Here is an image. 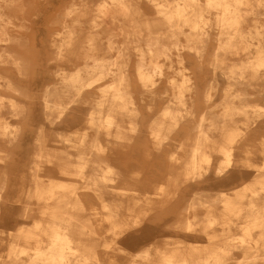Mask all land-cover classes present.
<instances>
[{
	"label": "bare ground",
	"instance_id": "1",
	"mask_svg": "<svg viewBox=\"0 0 264 264\" xmlns=\"http://www.w3.org/2000/svg\"><path fill=\"white\" fill-rule=\"evenodd\" d=\"M259 102L264 0H0V264H264Z\"/></svg>",
	"mask_w": 264,
	"mask_h": 264
},
{
	"label": "rangeland",
	"instance_id": "2",
	"mask_svg": "<svg viewBox=\"0 0 264 264\" xmlns=\"http://www.w3.org/2000/svg\"><path fill=\"white\" fill-rule=\"evenodd\" d=\"M102 36H103V35H102ZM117 40L120 41V40H121V37H118ZM218 100H219L218 97H214L210 103H216ZM161 102H162V101H160L159 104L156 105L155 110H158V109L161 107V106H160V105H161ZM259 103H260L259 105L262 106V107H260V109L263 110V108H264V103H263V102H259ZM262 135H263L262 137H263V139H264V132L262 133ZM255 142H256V140H254L252 143H255ZM253 159H254V158H253ZM256 160H257V159H256ZM195 212H196V213H201V212H202V209H199V208H198ZM191 213H193V211H192ZM28 223H30V221H27V222H26V224H28ZM17 227H18V226H17ZM17 227H16V226H12V227L9 228V230H12V231H13V230H15Z\"/></svg>",
	"mask_w": 264,
	"mask_h": 264
}]
</instances>
